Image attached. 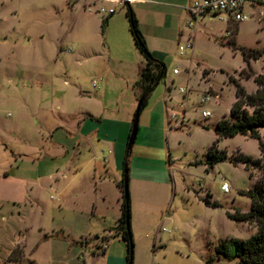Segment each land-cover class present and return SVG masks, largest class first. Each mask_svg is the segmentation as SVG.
<instances>
[{
	"label": "rangeland",
	"instance_id": "1",
	"mask_svg": "<svg viewBox=\"0 0 264 264\" xmlns=\"http://www.w3.org/2000/svg\"><path fill=\"white\" fill-rule=\"evenodd\" d=\"M89 4L116 7L104 31ZM127 8L113 0H0V264H20L10 259L17 243L16 256L25 251L23 264H129L117 224L131 129L123 123L116 129L121 164L99 166L105 193L94 192L89 148L62 169L61 140L54 136L57 126H74V114L96 108L99 99L106 115L133 122L139 103L134 83L144 58ZM237 26L228 36V23L216 17L194 28L186 22L158 49L167 74L139 117L128 158L133 264H240L221 252L223 242L258 230L256 219L232 215L251 210L248 191L264 177V158L251 170L229 158L210 170L205 163L218 137L215 124L236 100L231 77L249 93L257 89L254 78L242 74L248 67L241 47L264 51V21L249 18ZM189 41L193 49L181 54L179 45ZM251 67L264 73V52ZM259 132L264 141V127ZM218 146L230 155L261 157L251 135L222 138ZM102 237L109 239L104 252Z\"/></svg>",
	"mask_w": 264,
	"mask_h": 264
},
{
	"label": "trees",
	"instance_id": "2",
	"mask_svg": "<svg viewBox=\"0 0 264 264\" xmlns=\"http://www.w3.org/2000/svg\"><path fill=\"white\" fill-rule=\"evenodd\" d=\"M126 5L128 6L126 13L129 18V28L134 38L135 45L145 58L140 78L134 84V87L137 90V100H139L136 112L138 111L139 115H141L148 104L150 94L157 88L161 80L166 77L167 65L164 61L157 58L150 50L146 37L140 28L139 20L135 11L129 3ZM108 21L109 16L103 18L101 23L103 31L105 30ZM237 28L238 26L236 29ZM231 43L236 46L234 40H231ZM241 50L248 67L243 68L242 74L248 78H254V81L257 84V89L255 92L249 93L246 86L240 80L231 77V80L236 86V100L231 107L230 114H225L216 124L215 131L218 137L206 151L205 163L207 165V170L212 169L218 162L224 161L228 158L234 163H244L246 168L251 170L252 166L259 165L261 159L264 158V141L259 132L260 128L264 127V73L256 74L251 67V59H258L264 51L261 49H249L246 47H241ZM208 72L209 70L205 69L204 73L206 74ZM246 106L253 107V111H250ZM132 128L128 137V143ZM237 134H246L257 138L259 140L262 157L254 158L253 156L242 152L230 155L227 150L219 148L218 142L220 139L233 137ZM131 149L127 150L125 164H128ZM250 175L253 176L252 171ZM118 185L123 191V203L122 214L119 217L117 224V234H122V238L127 241L130 252L129 264L130 262L133 264L134 238L131 228L130 191L129 196L127 197L124 171L123 178L118 182ZM248 194L252 198L251 210L246 213H237L232 216L241 220L256 219L258 230L247 239H228L223 242L221 252L232 260L239 259L240 264H264V177L255 182L253 188L248 191ZM206 203L213 206L219 205L217 201L212 202L210 199H206ZM20 246L21 245L18 244L15 247L10 259L23 264L22 258L25 257L24 249H22L20 257L16 256L17 250L22 248ZM31 261L33 263V260Z\"/></svg>",
	"mask_w": 264,
	"mask_h": 264
},
{
	"label": "crops",
	"instance_id": "3",
	"mask_svg": "<svg viewBox=\"0 0 264 264\" xmlns=\"http://www.w3.org/2000/svg\"><path fill=\"white\" fill-rule=\"evenodd\" d=\"M191 3L192 0H130L129 4L133 8V10L135 11L138 17L140 28L146 37L148 46L150 50L153 52V54L160 60L163 61V58L161 56L162 54L160 50L158 49L159 47L161 48L162 46L167 44V42L169 41L168 38L169 34L172 33L173 30L180 29V27L184 26L186 22L190 28H194L197 25V23L201 20L199 19L193 26L190 25L189 22L191 19V15H190L189 7ZM93 4L88 5L87 11L90 14H96L97 18L99 19V22L102 23L104 16L100 17L98 15V14L102 15V13L98 11V8L100 6H98L97 8H93L92 7ZM109 23L111 24L110 20L108 21V24ZM179 31L182 32L181 29ZM192 45H193V41H192ZM193 47L194 45L192 46V48L189 49H193ZM137 50L140 52L138 48ZM186 51H184L183 53H181L180 51V53L184 54ZM140 54L142 55L141 52ZM144 63H145V58L142 61L141 70ZM94 86L98 87V89L102 88L101 85L99 84V81L97 80H94ZM136 91H135V95L137 99ZM104 94L105 93L103 92L101 96L103 97ZM208 95H210L209 98L210 100L212 98V94L210 93ZM215 95L217 96V94ZM83 98L92 99L93 97H83ZM98 102L100 103L97 105L96 108L86 107L80 112L75 113L74 115L76 119V124L74 126H68V124H60L59 126H57L55 129L54 136L56 139L57 137H59V139L61 140L58 141V145H59L58 147L62 151V155L60 157V160H62L61 163L62 169L65 168L64 162L68 161L75 154H79V155L83 154V150H85V148L87 147L89 148L91 153H93L92 154L93 162L91 163V166H93L91 178L94 186V192L105 193V190L103 189L104 180L101 179L102 176L101 173L99 172L100 171L99 166L101 165L106 167V169H109V164L111 162L117 165L121 164V156H122L123 148L121 147V143L116 136V129L120 123H123L124 126H128L129 129H131L133 122H130L129 120L121 121L116 117L106 115L105 113L107 111V107H105V105L103 104L102 99H99ZM210 115H212V113ZM97 154H100L99 155L100 159H98ZM261 157H262V153H261ZM99 174L100 176L98 177ZM133 178L142 183L147 182L146 181L147 178H144L143 176H134ZM120 190L122 191L121 188ZM122 203L118 217H120L122 214ZM109 232L111 234V231ZM109 232L107 233L109 234ZM18 244L19 243H17V245ZM15 247L12 248L10 257Z\"/></svg>",
	"mask_w": 264,
	"mask_h": 264
},
{
	"label": "built area",
	"instance_id": "4",
	"mask_svg": "<svg viewBox=\"0 0 264 264\" xmlns=\"http://www.w3.org/2000/svg\"><path fill=\"white\" fill-rule=\"evenodd\" d=\"M115 2L124 1L125 4L130 3V0H113ZM98 11L103 16H109L116 12V7H107L102 5L98 8ZM191 19L190 25L193 26L199 19L205 17H216L221 21L228 23L229 27L227 35L231 36L234 34V30L237 25L249 18H255L257 21H264V0H192L189 7ZM192 41H189L187 45L180 44L179 49L181 53L189 48H192ZM175 73L179 72L178 68L174 69ZM181 91L185 92V88L181 87ZM210 98V95H203L201 102H206ZM203 114L209 116L211 112L204 110ZM224 190L228 189L227 183L222 185ZM101 251H106L109 246V239L102 237Z\"/></svg>",
	"mask_w": 264,
	"mask_h": 264
},
{
	"label": "water",
	"instance_id": "5",
	"mask_svg": "<svg viewBox=\"0 0 264 264\" xmlns=\"http://www.w3.org/2000/svg\"><path fill=\"white\" fill-rule=\"evenodd\" d=\"M139 113L138 111L135 114L134 120H133V128L132 132L129 138V143H128V149H131L133 147V144L136 140L137 136V130H138V125H139ZM124 181H125V186H126V195L127 197L129 196V169H128V164H125L124 167ZM132 264V262H130Z\"/></svg>",
	"mask_w": 264,
	"mask_h": 264
}]
</instances>
